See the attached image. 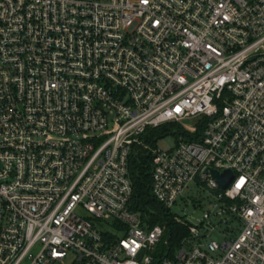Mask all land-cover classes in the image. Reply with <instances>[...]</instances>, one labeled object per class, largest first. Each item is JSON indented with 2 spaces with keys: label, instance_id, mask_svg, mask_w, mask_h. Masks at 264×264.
<instances>
[{
  "label": "built area",
  "instance_id": "built-area-1",
  "mask_svg": "<svg viewBox=\"0 0 264 264\" xmlns=\"http://www.w3.org/2000/svg\"><path fill=\"white\" fill-rule=\"evenodd\" d=\"M66 260L264 264V0H0V264Z\"/></svg>",
  "mask_w": 264,
  "mask_h": 264
},
{
  "label": "trees",
  "instance_id": "trees-1",
  "mask_svg": "<svg viewBox=\"0 0 264 264\" xmlns=\"http://www.w3.org/2000/svg\"><path fill=\"white\" fill-rule=\"evenodd\" d=\"M172 126V127H171ZM173 128V125H163L160 128L149 130L151 134L161 136L166 134L168 129ZM149 162L148 157H136L134 159V165L132 167V177L134 178V196L133 206L135 209L140 210L142 213H148V209H154L160 211L158 214H162L159 218L151 217L150 222H165L168 226V232L172 243H175L181 235L187 233V227L181 223L175 222L169 212H166L159 208L158 204L151 196L150 192V177H149ZM150 212V211H149Z\"/></svg>",
  "mask_w": 264,
  "mask_h": 264
},
{
  "label": "rangeland",
  "instance_id": "rangeland-1",
  "mask_svg": "<svg viewBox=\"0 0 264 264\" xmlns=\"http://www.w3.org/2000/svg\"><path fill=\"white\" fill-rule=\"evenodd\" d=\"M175 143H176V139L170 135L165 138H162L157 143V146H159V148L165 149V148L173 147ZM184 197H185L184 199L179 198L177 200L176 205L172 206L171 212L177 216H182L184 219L188 220L189 222H194L200 219L202 217L204 210L209 208L207 203L209 197L205 192H202L200 194H196L193 192V194L192 193L190 194L189 191H186L184 193ZM213 236L216 237L218 240L223 239L221 236H218L217 232H214ZM159 248L161 249V246ZM71 262H72L71 260H66V264H70Z\"/></svg>",
  "mask_w": 264,
  "mask_h": 264
},
{
  "label": "water",
  "instance_id": "water-1",
  "mask_svg": "<svg viewBox=\"0 0 264 264\" xmlns=\"http://www.w3.org/2000/svg\"><path fill=\"white\" fill-rule=\"evenodd\" d=\"M211 174L219 183L224 181L228 182L232 178L231 172L229 170L224 171L222 174H218L216 170H212Z\"/></svg>",
  "mask_w": 264,
  "mask_h": 264
}]
</instances>
